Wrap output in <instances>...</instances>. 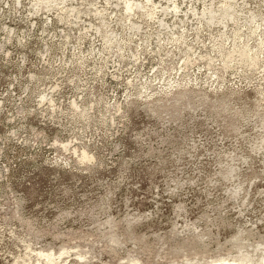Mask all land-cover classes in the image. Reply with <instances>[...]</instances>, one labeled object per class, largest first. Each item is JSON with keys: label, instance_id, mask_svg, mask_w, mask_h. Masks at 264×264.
Returning a JSON list of instances; mask_svg holds the SVG:
<instances>
[{"label": "rangeland", "instance_id": "1", "mask_svg": "<svg viewBox=\"0 0 264 264\" xmlns=\"http://www.w3.org/2000/svg\"><path fill=\"white\" fill-rule=\"evenodd\" d=\"M264 264V0H0V264Z\"/></svg>", "mask_w": 264, "mask_h": 264}, {"label": "bare ground", "instance_id": "2", "mask_svg": "<svg viewBox=\"0 0 264 264\" xmlns=\"http://www.w3.org/2000/svg\"><path fill=\"white\" fill-rule=\"evenodd\" d=\"M217 264H231L229 262H222V263H217Z\"/></svg>", "mask_w": 264, "mask_h": 264}]
</instances>
